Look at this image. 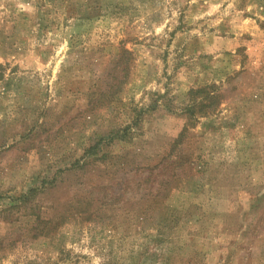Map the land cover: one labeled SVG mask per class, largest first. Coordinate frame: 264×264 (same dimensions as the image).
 <instances>
[{
    "label": "rangeland",
    "instance_id": "obj_1",
    "mask_svg": "<svg viewBox=\"0 0 264 264\" xmlns=\"http://www.w3.org/2000/svg\"><path fill=\"white\" fill-rule=\"evenodd\" d=\"M0 264H264V0H0Z\"/></svg>",
    "mask_w": 264,
    "mask_h": 264
},
{
    "label": "trees",
    "instance_id": "obj_2",
    "mask_svg": "<svg viewBox=\"0 0 264 264\" xmlns=\"http://www.w3.org/2000/svg\"><path fill=\"white\" fill-rule=\"evenodd\" d=\"M121 62V61H120Z\"/></svg>",
    "mask_w": 264,
    "mask_h": 264
}]
</instances>
